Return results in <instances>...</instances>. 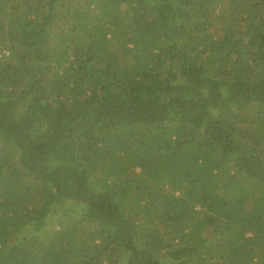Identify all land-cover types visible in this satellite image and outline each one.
<instances>
[{
	"label": "trees",
	"instance_id": "trees-1",
	"mask_svg": "<svg viewBox=\"0 0 264 264\" xmlns=\"http://www.w3.org/2000/svg\"><path fill=\"white\" fill-rule=\"evenodd\" d=\"M0 264H264V0H0Z\"/></svg>",
	"mask_w": 264,
	"mask_h": 264
}]
</instances>
